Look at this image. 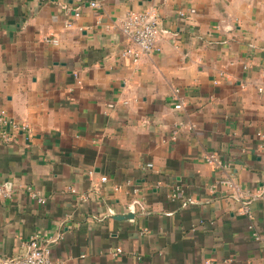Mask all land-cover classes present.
<instances>
[{
	"label": "crops",
	"instance_id": "0c3cea01",
	"mask_svg": "<svg viewBox=\"0 0 264 264\" xmlns=\"http://www.w3.org/2000/svg\"><path fill=\"white\" fill-rule=\"evenodd\" d=\"M260 133L264 0H0V264L33 237L52 264H264Z\"/></svg>",
	"mask_w": 264,
	"mask_h": 264
},
{
	"label": "built area",
	"instance_id": "2783aa9c",
	"mask_svg": "<svg viewBox=\"0 0 264 264\" xmlns=\"http://www.w3.org/2000/svg\"><path fill=\"white\" fill-rule=\"evenodd\" d=\"M92 6H97V3L93 2ZM178 15L180 17L188 18L187 13L184 11H179ZM70 25L71 24H69V26ZM122 30L124 34L129 35L132 39V43L128 45L127 48L123 51V55L132 57L134 62L138 63L144 55L162 51V47L159 43L161 37V27L158 24L157 13L155 9L150 8L142 12H130L122 23ZM55 42H57V40H55ZM176 92H179V89H176ZM181 107L182 102L175 105L176 109H180ZM14 126L16 128L20 127L19 125ZM21 127L23 129H28L27 125H22ZM260 135L264 136V133H260ZM205 160L207 161V163L214 166L222 165L219 156L214 152L207 153L205 156ZM93 172V170H90L88 173L92 175ZM101 181H107V177H101ZM225 182L234 189L236 198L241 197L240 189L232 178L226 179ZM73 191L75 190L73 189ZM0 192L6 197L11 196V192L5 188H1ZM39 200L42 203L45 202L44 199ZM242 213L247 214L249 217H251V207L249 203H246L243 206ZM249 228L253 230L254 226L250 224ZM253 231L256 239H260V235L255 230ZM121 251L122 249L120 248H117L116 250V252ZM11 264H52L51 249L48 245L42 243V241L38 237H33L29 242V250L27 254L20 259L13 260ZM206 264H209V262H207Z\"/></svg>",
	"mask_w": 264,
	"mask_h": 264
},
{
	"label": "water",
	"instance_id": "95a60500",
	"mask_svg": "<svg viewBox=\"0 0 264 264\" xmlns=\"http://www.w3.org/2000/svg\"><path fill=\"white\" fill-rule=\"evenodd\" d=\"M135 208L134 207H131L129 209V212H126V213H117V214H112V216L116 217V218H121V219H131V218H134L135 217Z\"/></svg>",
	"mask_w": 264,
	"mask_h": 264
}]
</instances>
